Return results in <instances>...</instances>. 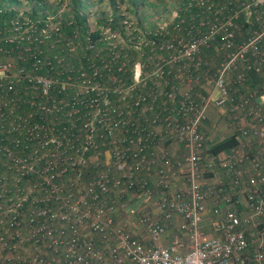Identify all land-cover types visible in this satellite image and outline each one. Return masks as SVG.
<instances>
[{"label": "built area", "instance_id": "obj_1", "mask_svg": "<svg viewBox=\"0 0 264 264\" xmlns=\"http://www.w3.org/2000/svg\"><path fill=\"white\" fill-rule=\"evenodd\" d=\"M18 1L0 264H264V0H178L151 28L117 5V29L113 10L78 25L71 0Z\"/></svg>", "mask_w": 264, "mask_h": 264}, {"label": "trees", "instance_id": "obj_2", "mask_svg": "<svg viewBox=\"0 0 264 264\" xmlns=\"http://www.w3.org/2000/svg\"><path fill=\"white\" fill-rule=\"evenodd\" d=\"M135 1L136 0H130V4H129V7H128L127 10H129V12L132 11L135 14V16H137L136 21H139L141 17L138 16L139 10H138L137 4L136 5L134 4ZM16 3L18 4V3H20V1H18V0H0V22L1 21H3V22L4 21H9L10 19L15 17L16 11L11 9L10 7L13 6ZM70 5L72 6L71 13L74 14V17L76 19V24L83 25L84 17L80 16L79 12L82 11V9L84 8L83 6H85V7L88 6L87 0H84V3H83L82 0H71V4ZM110 6H111V9L114 12L113 21H112V27H113V29H117L120 26L119 22L121 21V18L119 17V11L117 9V4H114V2H112L110 4ZM36 11L32 12L30 15L34 14ZM103 13H105V12L103 11ZM103 13L101 14V16L103 15ZM99 22L106 23L107 21L104 18H101V19H99ZM97 35H98V32L97 33H93L91 37L93 39H95L97 37ZM216 116H217L216 112L210 113V118L212 120ZM234 135H236V134H227V136L225 135L223 138L217 140L214 144H212L207 149L206 152L217 155V154H219L222 151H226L231 146L236 144L237 141H236V137Z\"/></svg>", "mask_w": 264, "mask_h": 264}, {"label": "rangeland", "instance_id": "obj_3", "mask_svg": "<svg viewBox=\"0 0 264 264\" xmlns=\"http://www.w3.org/2000/svg\"><path fill=\"white\" fill-rule=\"evenodd\" d=\"M177 1L178 0H136L134 4H137L139 10L138 16L141 17H139L140 20L137 22L142 21V23H145L146 26L151 28L155 22L164 17H168ZM112 2H114V4L126 7L128 16L131 17L134 22H136L137 16H135L132 11L129 12V10H127L130 0H87L88 6L95 5L97 7V11H99L100 14H102L103 11L105 13L110 12V10H112L110 6Z\"/></svg>", "mask_w": 264, "mask_h": 264}, {"label": "crops", "instance_id": "obj_4", "mask_svg": "<svg viewBox=\"0 0 264 264\" xmlns=\"http://www.w3.org/2000/svg\"><path fill=\"white\" fill-rule=\"evenodd\" d=\"M213 120L216 121V122H218L219 124H222L223 123L222 121L220 122V119H219L218 115L216 117H214Z\"/></svg>", "mask_w": 264, "mask_h": 264}]
</instances>
